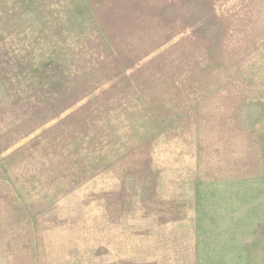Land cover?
Instances as JSON below:
<instances>
[{
  "label": "rangeland",
  "instance_id": "rangeland-1",
  "mask_svg": "<svg viewBox=\"0 0 264 264\" xmlns=\"http://www.w3.org/2000/svg\"><path fill=\"white\" fill-rule=\"evenodd\" d=\"M0 264H264V0H0Z\"/></svg>",
  "mask_w": 264,
  "mask_h": 264
}]
</instances>
